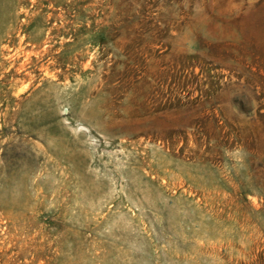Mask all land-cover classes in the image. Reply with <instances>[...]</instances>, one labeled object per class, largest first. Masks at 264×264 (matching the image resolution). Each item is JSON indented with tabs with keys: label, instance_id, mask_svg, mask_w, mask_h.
<instances>
[{
	"label": "rangeland",
	"instance_id": "obj_1",
	"mask_svg": "<svg viewBox=\"0 0 264 264\" xmlns=\"http://www.w3.org/2000/svg\"><path fill=\"white\" fill-rule=\"evenodd\" d=\"M0 264H264V0H0Z\"/></svg>",
	"mask_w": 264,
	"mask_h": 264
}]
</instances>
